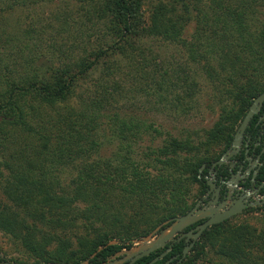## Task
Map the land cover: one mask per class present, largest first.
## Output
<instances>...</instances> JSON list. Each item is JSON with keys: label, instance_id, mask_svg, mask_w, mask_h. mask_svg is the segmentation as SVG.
I'll list each match as a JSON object with an SVG mask.
<instances>
[{"label": "trees", "instance_id": "1", "mask_svg": "<svg viewBox=\"0 0 264 264\" xmlns=\"http://www.w3.org/2000/svg\"><path fill=\"white\" fill-rule=\"evenodd\" d=\"M59 1L64 2L0 0L2 15L56 5L50 22L15 28L23 47L17 36L0 31V49L12 57L0 72V153L7 171H0V230L23 243L35 257L33 264L87 259L97 264L187 213L205 192L207 168L201 173L199 168L220 157L252 99L264 91V0H73L71 7L57 5ZM68 11L83 13L86 21L76 23L80 30L88 21H101L109 41L87 48L64 37L71 30ZM191 21L195 32L187 39L183 33ZM149 37L185 47L191 61L209 72L218 98L230 99L202 133L173 134L113 112L107 117L108 133L100 134L101 113L129 94L162 96L163 108L170 104L171 113L178 115L190 111L198 82L182 69L162 66L143 43ZM36 40H46L49 53L60 61L48 58L49 65H36L41 60L34 52ZM99 64L98 88L77 96V81ZM225 64L235 68L225 76L231 87L221 94ZM75 94L80 103H70ZM144 134L152 143L139 155L136 146ZM106 143L115 144L110 156L99 154ZM68 165L74 175L63 183L52 169ZM259 177L264 179V165ZM258 208L264 219V200ZM37 223L59 233L42 231ZM79 223L83 232L68 236ZM111 240L119 242L109 244ZM184 245L182 239L173 242L171 251L151 264L175 254L171 264H195L208 250L227 264H264V228L230 218L205 228L178 262ZM162 252L153 251L134 264H150Z\"/></svg>", "mask_w": 264, "mask_h": 264}, {"label": "rangeland", "instance_id": "2", "mask_svg": "<svg viewBox=\"0 0 264 264\" xmlns=\"http://www.w3.org/2000/svg\"><path fill=\"white\" fill-rule=\"evenodd\" d=\"M150 0H147L149 2ZM68 3V4H67ZM73 0H64V2H57V5H74ZM56 5L51 4H43L38 7L36 11H9L5 12L3 15L0 14V31L6 30L7 37L17 36V41L21 44L18 47H23V38L20 34L14 32L15 28L18 26L28 27L30 24L32 26H40L43 23L50 22L53 16V13ZM48 10V11H45ZM195 11H193L194 13ZM83 13L81 11H68V21L71 24V30L68 33L63 34L64 37L70 40H75L78 45L88 46L89 48H94L95 46L105 44L109 41V35L106 32L105 26L101 21L95 22H86V24L82 25V30L77 27L76 23L79 22L80 19L85 20V17H81ZM147 14V10L143 16L145 17ZM86 21V20H85ZM76 25V28L74 27ZM195 32V23L191 21L186 25L183 36L189 39ZM11 33V34H10ZM22 38V39H21ZM43 39H46L44 36ZM36 48L35 53H37L41 60L36 62V65H41L42 63L45 65H49L51 61H48V58H52L56 63V55L49 53L47 49L46 40H36ZM143 43L147 48H149L153 54L156 56V59L161 63V65L167 68H176L182 69L183 74H189L192 78H194L199 84V91L193 101L190 103V111L185 115H178L176 112L171 113L170 104H167V108L164 109L162 106V102L160 98L162 96H151L146 95L143 92H137L134 94H129L125 98H121L116 102L110 109H106L103 114L101 113V119L99 124L100 134H107L109 131V127L107 124V117L113 112H117L120 115L132 116L139 118L141 120H145L147 122H153L156 126L161 129L168 130L173 134H178L181 131H198L202 133L205 129H208L212 126V124L219 117L222 107L229 103L230 99L225 98L223 101L218 98V91L214 89V82L210 79V74L208 71L203 69L201 63H196L191 61V59L187 55V51L185 47H182L180 44L162 41L160 38H144ZM87 47V48H88ZM23 53L27 54V50H23ZM153 56V55H148ZM48 61V62H46ZM121 64L124 62L122 60L119 61ZM225 62V61H224ZM12 64V57H7L6 51L4 49H0V72H3L5 64ZM213 66H216V62H212ZM102 66L103 64H99L95 66L94 69L90 72L87 77H81L77 84L75 85V92L77 96L81 93L82 95H89L94 89L98 88V85L102 82ZM225 68L221 69V79L223 77V82L220 84L222 93L226 94L224 90L227 86L231 87V84L225 81V76L227 77L228 72H231L235 66H230L229 64L224 65ZM226 67H228L226 69ZM226 69V70H225ZM236 72H234L232 77L234 78ZM116 80L119 78L114 77ZM126 79V78H125ZM237 80V75H236ZM181 92V91H180ZM75 96L71 97L70 103L77 104L80 103L81 98ZM170 98L171 96H167ZM164 99V96H163ZM152 143V137L150 135H143L142 140L137 143L136 150H139V155L146 150V146ZM17 146V144H15ZM115 144L112 143L109 145L108 143L99 151V154L103 155H111L115 152ZM141 150V151H140ZM217 151V150H216ZM3 156V152L0 153V171L2 173H6V169L1 165ZM53 175L61 182H66L68 179L74 175V168L71 165L63 166V167H55L52 169ZM6 201V199H5ZM82 207V206H80ZM232 222L235 223H248L254 227L259 229L264 228V219L262 218V212L256 207H252L237 215L230 218ZM168 224L165 223V226ZM37 225L41 228L42 231L48 230L51 233H59V229H53L51 227H47L43 224L37 223ZM159 227V226H158ZM164 227V226H163ZM161 229V228H160ZM156 230V228H155ZM153 230V231H155ZM159 231V230H158ZM82 228L80 227V223L70 232H66L69 235H79L81 234ZM157 231L151 236H155ZM150 234V233H149ZM148 234V235H149ZM111 243H118V240H111ZM139 239H135L133 244H138ZM146 242V241H145ZM126 249H122L121 251H125ZM0 255L5 259L6 262L12 264H33L35 263V257L31 254L30 251L26 249V247L19 240L12 238L10 235L4 233L0 230ZM85 261V260H84ZM82 262V261H81ZM221 262L222 264H227V262L223 259L218 258V256L212 251L208 250L207 253L199 257L195 264H216ZM80 263V262H79ZM78 264V263H77Z\"/></svg>", "mask_w": 264, "mask_h": 264}, {"label": "flooded vegetation", "instance_id": "3", "mask_svg": "<svg viewBox=\"0 0 264 264\" xmlns=\"http://www.w3.org/2000/svg\"><path fill=\"white\" fill-rule=\"evenodd\" d=\"M262 108L263 103L244 129L239 142V147L236 150H234V147L232 146V137L230 145L226 147L224 152L218 158H222L223 155L227 156V158L223 159L222 163L213 165L218 159L213 161L210 166H207L206 163H204V167L207 168L206 173L202 176L205 185V192L196 199L190 210L194 209L196 211L208 207L216 209L220 205L221 207L219 210H221L227 209L233 205H238L239 203L247 204L246 206H243L240 212H238L241 213L242 211L260 205V202L264 200V179L259 177L260 169L264 165V110H262ZM238 213L232 215L230 218ZM207 218L208 216L186 226L183 230L177 232L175 239L169 240L165 247L159 249L164 251L165 248L170 246L169 253L172 249L173 242L181 239L185 242V247L192 241V237H189V239L186 240L187 236L183 235L181 239L178 240L176 236L182 235V233L191 229L193 232L197 231L196 226ZM120 251H117L116 253ZM116 253L97 264L129 263L130 258L124 260V257L126 256L125 253L118 255ZM170 257L174 260L177 257V254L171 255ZM3 260L4 262H1L0 264H12L6 262L4 258ZM131 264H134V262Z\"/></svg>", "mask_w": 264, "mask_h": 264}, {"label": "water", "instance_id": "4", "mask_svg": "<svg viewBox=\"0 0 264 264\" xmlns=\"http://www.w3.org/2000/svg\"><path fill=\"white\" fill-rule=\"evenodd\" d=\"M263 102H264V91H262L260 94H258L252 100V102L249 106V109L245 113V115H244L243 119L241 120L236 132L234 133L233 141H232V146L234 147V150H236L239 147V142L241 140V136L243 134L244 129L247 127L250 119L254 116V114L257 113V111L259 110V108ZM225 158H227V156L223 155L222 158L215 161L213 163V165H215L217 163H219V164L222 163L223 159H225ZM204 165L205 164H203L199 168L200 173L202 172ZM262 202H260V204ZM246 205L247 204L239 203L238 205H233L227 209H221V210H219L221 205L216 209H212L211 207L210 208L209 207L203 208V209L196 210V211L194 209H192L183 215L175 216L172 219L166 221L165 223L170 221L166 226H164L160 229V226H161L160 225L159 227L156 228L155 231H152L149 235L139 239L138 244H134L129 249H126L125 251H120L116 254L118 255L121 253H125L126 256L124 257V260L130 258V261L128 264H131V263L135 262L137 259H139L143 256H147L151 252H153L159 248L165 247V245L167 244V242L169 240L175 239V235L177 234V232L183 230L186 226H189L190 224L196 222L197 220L208 216V218L206 220H204L202 223H199L196 226L197 231L193 232V230L191 229L185 233H182V235L176 236V238L178 240L181 239V237L183 235L187 236L186 240H188L189 237H192V241L188 245H186L182 250V256H181V258L178 259V262H180L182 260V258L185 257L186 254L189 252V250L193 246L195 240L201 235V233L203 232V230L205 228H207L208 226H211L215 223H219L223 220H226L227 218H230L232 215L240 212L242 210L243 206H246ZM156 231H157V233L155 234V236H151ZM146 239H150V243L145 244ZM111 242L112 241H110L109 244H111ZM169 250H170V246L165 248V250L158 257H155L154 259H152L150 261V264L155 262L159 258H162L164 255H166L168 253ZM172 260H173V258L169 257L162 264H171ZM78 264H88V259L85 261H82Z\"/></svg>", "mask_w": 264, "mask_h": 264}, {"label": "bare ground", "instance_id": "5", "mask_svg": "<svg viewBox=\"0 0 264 264\" xmlns=\"http://www.w3.org/2000/svg\"><path fill=\"white\" fill-rule=\"evenodd\" d=\"M148 243H150V239H146L145 244H148Z\"/></svg>", "mask_w": 264, "mask_h": 264}, {"label": "built area", "instance_id": "6", "mask_svg": "<svg viewBox=\"0 0 264 264\" xmlns=\"http://www.w3.org/2000/svg\"><path fill=\"white\" fill-rule=\"evenodd\" d=\"M47 264H49V263H47Z\"/></svg>", "mask_w": 264, "mask_h": 264}]
</instances>
